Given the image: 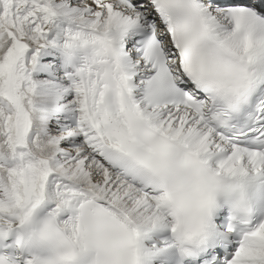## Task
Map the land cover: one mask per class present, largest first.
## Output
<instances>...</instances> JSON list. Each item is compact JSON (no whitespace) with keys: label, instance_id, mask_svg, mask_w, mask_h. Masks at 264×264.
<instances>
[{"label":"snow or ice","instance_id":"6c2138e0","mask_svg":"<svg viewBox=\"0 0 264 264\" xmlns=\"http://www.w3.org/2000/svg\"><path fill=\"white\" fill-rule=\"evenodd\" d=\"M0 264H264V0H0Z\"/></svg>","mask_w":264,"mask_h":264}]
</instances>
